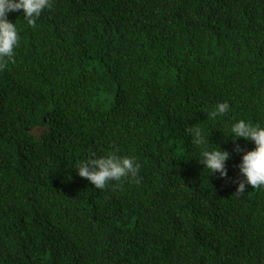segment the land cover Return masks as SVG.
<instances>
[{
    "label": "trees",
    "instance_id": "1",
    "mask_svg": "<svg viewBox=\"0 0 264 264\" xmlns=\"http://www.w3.org/2000/svg\"><path fill=\"white\" fill-rule=\"evenodd\" d=\"M0 70V264H264V187L237 193L264 126V0H51ZM227 101L215 119L207 112ZM226 149L211 174L186 132ZM45 128L40 137L32 131ZM133 156L97 189L74 168Z\"/></svg>",
    "mask_w": 264,
    "mask_h": 264
},
{
    "label": "clouds",
    "instance_id": "2",
    "mask_svg": "<svg viewBox=\"0 0 264 264\" xmlns=\"http://www.w3.org/2000/svg\"><path fill=\"white\" fill-rule=\"evenodd\" d=\"M52 6L51 0H0V70L14 59L15 48L19 43V33L16 25L9 20V13L23 10L24 19L29 25H34L36 19L45 8ZM230 110L227 101L217 103L207 112V117L215 119ZM230 136L233 141L244 138L254 142L255 147L244 151L238 164L239 176L235 182L236 192H243L246 186L264 187V126L244 119L233 122L230 126ZM186 132L191 137V143L199 148L198 159L211 174L219 173L221 178L228 177L226 162L230 153L219 146L209 148V137L195 125L189 126ZM77 174L87 179L97 189H103L110 181H120L125 177H136L140 168L133 156H120L109 153L96 156L92 153L87 159L80 160L75 167Z\"/></svg>",
    "mask_w": 264,
    "mask_h": 264
},
{
    "label": "rangeland",
    "instance_id": "3",
    "mask_svg": "<svg viewBox=\"0 0 264 264\" xmlns=\"http://www.w3.org/2000/svg\"><path fill=\"white\" fill-rule=\"evenodd\" d=\"M45 128H41V127H38L36 129H34L32 131V133L36 136V137H40L42 135V133L44 132Z\"/></svg>",
    "mask_w": 264,
    "mask_h": 264
}]
</instances>
